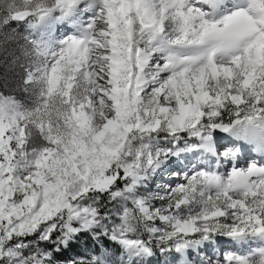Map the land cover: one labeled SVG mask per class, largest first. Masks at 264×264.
I'll list each match as a JSON object with an SVG mask.
<instances>
[{"label":"snow or ice","instance_id":"snow-or-ice-1","mask_svg":"<svg viewBox=\"0 0 264 264\" xmlns=\"http://www.w3.org/2000/svg\"><path fill=\"white\" fill-rule=\"evenodd\" d=\"M0 65V264H264V0H0Z\"/></svg>","mask_w":264,"mask_h":264},{"label":"rangeland","instance_id":"rangeland-1","mask_svg":"<svg viewBox=\"0 0 264 264\" xmlns=\"http://www.w3.org/2000/svg\"><path fill=\"white\" fill-rule=\"evenodd\" d=\"M0 93L4 95L15 96L18 100L24 102L28 99V94L24 93L21 88V77L18 70H9L5 72L0 65ZM227 247V246H225ZM92 248V241L89 237L82 236L80 241L66 253L65 256L84 253Z\"/></svg>","mask_w":264,"mask_h":264}]
</instances>
